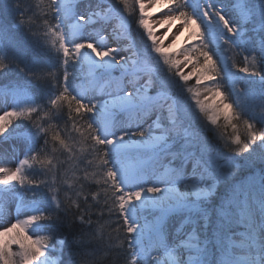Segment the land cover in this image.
<instances>
[{
  "label": "snow or ice",
  "instance_id": "6c2138e0",
  "mask_svg": "<svg viewBox=\"0 0 264 264\" xmlns=\"http://www.w3.org/2000/svg\"><path fill=\"white\" fill-rule=\"evenodd\" d=\"M149 3L167 7L171 14L161 26L169 30L177 20L185 28L195 26L193 36L200 44L186 49L183 60L158 43L144 0H87L83 11L76 0H37L36 10L21 16L18 27L27 26L43 47L55 52L59 68L40 57L31 66L20 59L15 66L26 76V85L8 86L0 93L4 103L9 98L13 102L0 116V136L13 118L28 121L34 129L15 169L0 162V186L10 191L9 186L44 184L55 208L46 212L33 207L24 219L18 217L0 230V264H57L48 256L53 239L48 229L58 213L76 209V219L90 224V211L101 205V194L103 207L96 214L115 212L121 222L107 235L104 225L82 235L80 243L96 244L86 264H101L109 256V264H264V169L218 196V186L230 174L222 171L217 163L222 157L201 136L204 125L214 126L212 131L231 126L226 149L250 153L257 142L264 149V129L257 128V121L264 126V88L254 94L233 87L229 100L219 83L210 85L222 69L229 78L234 75L229 57H219L225 61L221 66L207 50L214 43L222 53L225 45L247 51L243 66L231 67L264 84V0H233L231 14L224 0ZM137 7L136 23L151 41L147 52L137 51L130 37L129 18ZM109 39L125 41V46L113 47ZM11 48L0 44V73L23 56L22 50L10 55ZM182 64L191 65L192 71L185 74ZM70 75L80 84L70 86ZM193 76L195 86H189ZM201 84L209 96H203ZM45 87L46 96L30 91ZM250 106L259 111L249 114ZM65 109L67 121L58 130L53 121ZM201 117L197 129L193 119L200 122ZM241 120L243 139L233 122ZM34 165L41 175L51 176L50 183L32 178L28 170L35 171ZM58 175L59 185L67 186L62 198ZM86 185L98 190L85 191Z\"/></svg>",
  "mask_w": 264,
  "mask_h": 264
},
{
  "label": "trees",
  "instance_id": "16d2710c",
  "mask_svg": "<svg viewBox=\"0 0 264 264\" xmlns=\"http://www.w3.org/2000/svg\"><path fill=\"white\" fill-rule=\"evenodd\" d=\"M36 3L37 0H0V44L2 45H11V51L10 55L15 56L16 52L18 50L23 51V56L15 60L12 64H10L9 68L6 69L3 73H0V85H8V86H25L27 83L26 76L19 72L15 66L16 63L20 61V59H23L25 63L31 66L32 59L34 57H40L41 59L45 61H49L54 66L59 68V57L55 54V52H50L46 47H43L40 42H38L28 31L27 26L18 27V22L23 15L25 18L27 16H30L33 11L36 10ZM130 19V26H131V33L134 37L135 43L138 47H143L146 42H148L146 32L136 23V21L139 19V11L138 7L133 11L132 16ZM36 29H33L35 31ZM202 31L205 32V40H208V35L206 28L203 26ZM200 43H198L199 45ZM208 52L212 55L213 60L217 62L218 65L222 66L221 60H220V52L217 47L213 43H209ZM223 53L226 54L229 57V66L233 63L243 66L244 64V50L243 49H231L229 46L225 45L223 46ZM193 56L196 55V53H192ZM201 59H203L201 57ZM23 66V64L21 65ZM238 70V68H236ZM261 70H264L263 68ZM74 69L72 68L71 64L69 66V72H73ZM239 72V70H238ZM241 77V76H240ZM238 78V85L239 89L243 90L245 92H251L254 94H259L262 88H264V85L255 84L253 80H248V78L242 76L241 78ZM220 80V86L223 92L228 95L229 100H231V87L229 85L228 78H226L225 70L222 69L221 75L217 77ZM79 79H74L72 75L69 77V83L70 86L75 87L79 84ZM33 95H47L48 89L45 87L43 90H31ZM41 102H43L41 100ZM259 111V109H258ZM67 110L65 109L64 112L61 115L60 119L54 120L53 122L58 125V130L60 128H63L66 121H67ZM248 112V111H247ZM19 123L16 125H13V129L22 128L29 131H34L32 129L30 123L25 120H17ZM234 123L238 124V131L241 135V138H244L245 135V129L243 126L242 120L237 122L233 121ZM221 125L224 124L223 118H220ZM214 126H212L213 128ZM257 128L264 129V126L261 125L259 121H257ZM231 130L230 136L233 133V129L231 126H228L226 130L222 127L214 132L211 131H203V134H201L204 139L210 143H212L214 140L217 141V150H220L221 152L225 153L226 155L232 153L231 158L229 155L226 156V158L230 157L231 159H234V163H238L240 168L236 170V174H249L252 172H255V170L261 171L264 166V155H260V160L257 161V164H253L251 162H247L243 157H246L248 154L243 152H233L229 151L224 147V144L220 143L217 140V134L219 133H225L224 134V142L227 141V132ZM61 135H63V132H61ZM42 143V142H41ZM257 145L253 146L254 153H251L253 156H256L255 152L257 151V148L259 147ZM212 147V145H211ZM223 148L226 149V151L223 150ZM213 149V148H212ZM218 152V151H217ZM220 153V152H218ZM221 153V154H223ZM228 153V154H227ZM86 155V154H85ZM64 158L63 156L61 157ZM230 159L228 158V162ZM229 169H232V165L230 164ZM33 170H28L32 174V178L39 179V180H48L49 183L51 182V176L41 175L40 171L38 170V166L34 165ZM79 174V173H78ZM239 179V178H238ZM60 176H57L58 186L59 185ZM237 180V179H234ZM251 180V179H250ZM33 187H37L35 185H32ZM61 187L60 197H63V192L67 190V186L63 185ZM43 195L46 196H52V192L49 191V188L46 187L44 184L39 185L37 187ZM33 188L29 189L30 191ZM27 189V191H29ZM98 190V187L95 185L88 186L86 185L85 191H96ZM220 191V190H219ZM218 191V192H219ZM29 194V192L25 193L26 195ZM35 196H39V194H36L34 191ZM29 196V195H28ZM101 200V205H93L90 215H91V223H81L78 219H76V216L78 215L76 209H71L68 214H65L63 211L58 213L59 219L53 223L50 228L48 229V232L53 236V239L51 241L52 244H57L58 238H61L64 240L63 250L61 253V261L59 264H86V261L88 260V255L92 253V251L96 248L95 243H80L82 235L87 236L88 234L94 232L100 225H104V235H107L109 232L114 229L118 223H120V218L117 213L113 212L111 216L108 215L107 212H105L103 217H100L97 215L98 208L103 207L102 201H103V194L99 197ZM82 203V202H81ZM89 203L92 204L91 197H89ZM83 207V203H82ZM55 208V204L52 202V204H44V211L51 212L52 209ZM113 236L116 235V233H112ZM121 237L124 236L123 230L121 229L120 233ZM119 251V250H115ZM60 255V253H59ZM102 255V254H101ZM127 257V253H123L120 255L119 260L122 262ZM111 259V256L104 258L101 262V264H109Z\"/></svg>",
  "mask_w": 264,
  "mask_h": 264
},
{
  "label": "rangeland",
  "instance_id": "374dc122",
  "mask_svg": "<svg viewBox=\"0 0 264 264\" xmlns=\"http://www.w3.org/2000/svg\"><path fill=\"white\" fill-rule=\"evenodd\" d=\"M145 4L147 5L146 8V14L149 17V23L153 26V30L156 27V25L154 24V20H159V21H163L164 17L166 15H169L171 13L168 12L167 7H165L164 4H158L155 7L152 6V4L149 3V0H144ZM225 4L228 5L227 11L231 14V3L233 2V0H224ZM153 8V9H152ZM156 10L157 14L153 15V13H150V10ZM190 11V9H189ZM197 23H199V20L197 21ZM173 24H176L178 26V30H175L174 33H171L169 38L167 40H162V32L159 31L160 33L156 32L154 30V33L157 37V41L158 43H160L163 48L168 52V54L172 57H174V59L177 60H183L184 59V55H186L187 53L185 52L186 49H191L194 45H198V43H200V39L199 38H194L193 33L196 31V28L194 25H190L189 27L185 28L183 23L180 20L177 21H173L171 23L170 29L173 26ZM203 24L200 25V31H202L203 28ZM205 27V26H204ZM168 30H169V26H168ZM167 30V31H168ZM207 31V29H206ZM161 36H160V35ZM147 35V33H146ZM179 37L178 39L176 37ZM130 37L132 39V41L135 44V47L137 49V51L140 52H147L149 45L151 44V41L148 39V42L145 43V45L143 47H138L135 43L134 38L131 35L130 32ZM214 44V43H213ZM123 46L125 45V41L123 43H117L115 44V46ZM113 45V47H115ZM119 46V47H120ZM220 52H222L221 50H219ZM226 55L224 53H221V55ZM249 53L247 51L244 50V55H248ZM153 56H155L156 54L153 53ZM258 55V54H257ZM227 56V55H226ZM228 57V56H227ZM222 65L224 64V60L220 59ZM202 61V59H201ZM228 64H229V59H228ZM193 63H195V61H193ZM230 67V66H229ZM181 70H183L185 72V74H187L188 72L192 71V66L188 65L187 67H185V65H181L180 66ZM264 69V68H263ZM231 73H233L234 75L231 76V78H229V75L227 73V71L225 70V75L226 78H228L229 81V85L231 87V90H233V87H235V89H239V85H238V78L241 76L246 77V74L238 72V70L235 67H230ZM264 71V70H262ZM172 72H175V69L172 70ZM169 75H171V73H169ZM240 77V78H241ZM173 79L178 80V77L172 76ZM248 80H253L255 82V84H259V85H264L260 82L258 77H252V78H248ZM195 82H196V76H193L192 79L189 81V86H195ZM180 83L182 84L183 82L180 81ZM219 83L220 85V80L217 78L215 81L210 82V85H215ZM80 84V81H79ZM78 84V85H79ZM5 86L0 85V93L3 92V90L5 89ZM199 88L201 89L202 93H207L206 96H209L210 93L204 91V85L201 84L199 86ZM240 90V89H239ZM221 91H223L221 89ZM217 103L219 102L218 100L216 101ZM12 100L9 98L7 103H4L3 99H0V116H2L4 114L5 111H10L11 107H12ZM231 111V110H230ZM223 118V116H221V119ZM19 122L16 119H12L11 124L9 125L7 131L4 133L3 136L0 139V141H4V142H8L9 143V152L12 153L11 159L15 162L16 165L19 164V162L24 158V155L27 151V147H28V137L31 133V131L29 130H24L22 128H17L16 130L12 128L13 125L18 124ZM193 124L195 127H197V129L201 128V125L203 124V117L200 118V122H197L195 120V118L193 119ZM212 126L210 125H204L203 130L201 131V134H203V131H211ZM231 133V130L229 132H227V135H225V137L228 138V136H230L229 134ZM224 135H221V133L217 134V140L222 143L225 144L224 142ZM204 139V137H202ZM126 139H128L126 137ZM136 139H139V137H137ZM205 140V139H204ZM206 141V140H205ZM208 142V141H207ZM217 141H213L211 143L212 148H213V154H219L220 157H222L221 159H219L217 161L218 164L222 165V171L225 172L226 174H230L228 179L225 181H222L220 183V185L218 186L217 189V194L218 196H223L227 190V188L232 185V184H237V185H242V184H246L249 181L252 180L253 174H255L257 177L260 175L261 171L255 170V172L249 173V174H236V170L240 168L238 163H234V159L231 154H228L230 157H228L230 160V162H228V158H226L225 153L221 152L220 150H217ZM257 144H259V142H257ZM224 151H226L225 148H223ZM220 153H218V152ZM223 153V154H221ZM254 153V150L251 152ZM251 153H247L248 155L246 157H243L247 162H251L253 164H257V161L260 160V155H264V149H262L261 147L257 148V151L255 152L256 156H253ZM226 155V156H225ZM4 165L8 168H11L15 166V164H11V163H6L5 160L7 158H4ZM233 164L232 165V169H229L230 165L228 164ZM258 165V164H257ZM34 167V166H33ZM264 169V166H262ZM261 170V169H260ZM239 178V179H238ZM237 179V180H234ZM251 179V180H250ZM19 185H15V187L9 186V188L11 189L10 191H4V186H0L2 188L3 191H0V205L6 203L8 205V207L10 209H12V213H13V217L11 216H6L3 218V215L0 214V230H3V227L5 226H10L11 223H14L15 220L19 217L20 219H24L26 216V213L29 212L31 210V208L33 207H37L40 208L42 210V205L50 202L51 201V197L50 196H46L43 195V193L37 188V187H33L32 185H25L24 187L19 186V188H17ZM33 188L31 191L29 189ZM27 189L29 191H27ZM220 190V191H219ZM34 191L36 192V194H39V196H35L34 195ZM219 191V192H218ZM29 192V194L26 195L25 198V193ZM29 195V196H28ZM27 200H30L29 202ZM7 218V219H6ZM4 221V223H2V220ZM28 235H32V232L29 230ZM13 235H15V233H13ZM35 238V237H33ZM52 241V240H51ZM51 241H49V253L48 256L50 259L54 260L57 262V264H59V253L61 251V248L63 246L64 243H59L62 241L61 238H58L57 240V244H52ZM17 245H13V250H17ZM213 256H209V259H213ZM215 258L218 259L219 258V253H216Z\"/></svg>",
  "mask_w": 264,
  "mask_h": 264
},
{
  "label": "bare ground",
  "instance_id": "6f19581e",
  "mask_svg": "<svg viewBox=\"0 0 264 264\" xmlns=\"http://www.w3.org/2000/svg\"><path fill=\"white\" fill-rule=\"evenodd\" d=\"M76 2L78 3V5H79V8H80V10L81 11H83V10H85V8H86V4H87V0H83V2H81V0H76ZM153 9V8H152ZM150 10L149 12L150 13H153V15H156L157 14V11L154 9V10ZM161 22L162 21H159V20H154V24L156 25V27L154 28V30L156 31V32H158V33H160L159 31H161L162 32V40L164 39V40H167L168 38H169V36H170V34L171 33H174L175 32V30H178V26L176 25V24H173V26L171 27V29L170 30H168V25H164V26H161ZM168 30V31H167ZM110 32H111V29L109 28L108 29V31L105 33L106 35L107 34H110ZM160 35V34H159ZM161 36V35H160ZM124 41H119V42H117L116 40H114V39H109L108 41H107V43L109 44V45H111V46H115V44H117V43H123ZM120 45H118V46H115V47H119ZM123 46H125V45H123ZM123 46H120V47H123ZM124 54H127V53H124ZM118 74V73H117ZM2 86H5V87H8V85H2ZM200 89V88H199ZM201 90V89H200ZM202 92V91H201ZM203 94V96H206V94L207 93H202ZM247 111H248V113L249 114H251L253 111H255V112H258V108H254V107H249L248 109H247ZM262 129V128H261ZM11 156H12V153H10L9 152V143L8 142H4V141H0V162H2L3 164H5L4 163V159L2 158V157H4V158H7L6 160H5V162L6 163H11V164H15V162L11 159ZM17 165L15 164V166L14 167H12V169H15V167H16ZM0 191H3L2 190V188L0 187ZM0 214H2L3 215V218L5 217V215L6 216H11V217H13V213H12V209H10L9 207H8V205L6 204V203H4V204H1L0 205ZM7 219V218H6ZM2 220V219H1ZM2 223H4V221L2 220Z\"/></svg>",
  "mask_w": 264,
  "mask_h": 264
}]
</instances>
